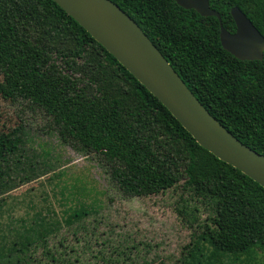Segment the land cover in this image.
I'll return each instance as SVG.
<instances>
[{
    "label": "trees",
    "instance_id": "1",
    "mask_svg": "<svg viewBox=\"0 0 264 264\" xmlns=\"http://www.w3.org/2000/svg\"><path fill=\"white\" fill-rule=\"evenodd\" d=\"M112 1L136 21L203 106L264 154V52L262 60L234 57L220 44L215 16H201L174 0ZM209 5L231 32L230 8L238 6L264 36V0H209ZM0 95L41 110L64 141L97 154L127 197L157 194L181 180L204 194L212 212L205 237L215 250L243 252L254 243L264 249V187L200 146L53 0H0ZM22 128L0 133V195L18 183L10 163L20 164ZM39 219L35 215L33 221ZM32 230L40 236L39 228L27 227L26 240L15 241L2 264L31 263L20 245L32 242L36 235L27 234ZM132 247L112 248L122 262L138 264Z\"/></svg>",
    "mask_w": 264,
    "mask_h": 264
},
{
    "label": "rangeland",
    "instance_id": "2",
    "mask_svg": "<svg viewBox=\"0 0 264 264\" xmlns=\"http://www.w3.org/2000/svg\"><path fill=\"white\" fill-rule=\"evenodd\" d=\"M20 124V164L10 163L18 183L0 195V264L13 254L6 251L15 241L26 240L27 227L40 234L29 231L37 239L20 245L30 264H126L112 248L125 246H134L131 257L138 264H264L259 243L233 253L207 242L209 200L184 181L157 194L127 197L97 154L64 141L41 110L0 95V133ZM21 177L29 180L21 183Z\"/></svg>",
    "mask_w": 264,
    "mask_h": 264
},
{
    "label": "water",
    "instance_id": "3",
    "mask_svg": "<svg viewBox=\"0 0 264 264\" xmlns=\"http://www.w3.org/2000/svg\"><path fill=\"white\" fill-rule=\"evenodd\" d=\"M124 66L216 158L264 187V154L242 143L203 106L136 21L112 0H53ZM201 16H215L223 49L240 60H262L264 36L232 6L233 32L209 0H174Z\"/></svg>",
    "mask_w": 264,
    "mask_h": 264
}]
</instances>
